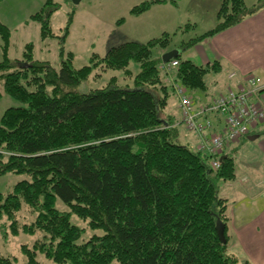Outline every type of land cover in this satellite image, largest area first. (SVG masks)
<instances>
[{"label":"trees","instance_id":"trees-1","mask_svg":"<svg viewBox=\"0 0 264 264\" xmlns=\"http://www.w3.org/2000/svg\"><path fill=\"white\" fill-rule=\"evenodd\" d=\"M165 2H145L132 13ZM262 9L264 0L251 7L245 0H221L217 26L182 46L174 58L179 65L170 73L163 71L162 57L154 56L155 50L169 48L167 33L146 43L127 42L103 57L94 54L82 68H75L71 57L58 70L36 61L32 45L20 68L18 60L0 62L5 92L24 105L2 117L0 176H30L12 192L0 193V222L6 218L15 235L44 233L32 248L22 247L24 264H42L39 253L59 264H239L216 230L220 221L229 239L228 200L218 184L236 178L235 159L207 155L182 142L180 101L168 78L188 90L196 107L205 105L194 96L206 93V77L219 72L220 64L197 66L182 60V53ZM33 18L42 23L44 39L53 36L49 19L41 13ZM0 35L7 43L10 31L2 23ZM131 62L140 67L135 88L77 91L96 69L131 75ZM170 94L178 101L180 122L176 112L165 111ZM225 156L214 171L211 160ZM58 199L69 211L57 208ZM24 206L36 213L31 224L18 219ZM73 215L104 234L83 241L84 230L73 223ZM0 264L18 262L0 254Z\"/></svg>","mask_w":264,"mask_h":264},{"label":"rangeland","instance_id":"rangeland-1","mask_svg":"<svg viewBox=\"0 0 264 264\" xmlns=\"http://www.w3.org/2000/svg\"><path fill=\"white\" fill-rule=\"evenodd\" d=\"M149 1L152 0H82L80 4L75 5L72 0H3L0 2V23L9 29L10 36L5 43L0 35V62H3L5 57L12 61L18 60L16 68H20L25 59L24 53L28 51L27 47L32 45V55L36 61L49 62L58 70L62 61L71 57L74 67L82 68L90 64L94 54L103 57L112 48L131 41L146 43L162 37L163 32H168L171 38L168 50L176 48L179 51L182 46L196 41L218 24L220 0H166L167 6L154 5L156 8L152 6L142 14L132 13L135 6ZM258 1L245 0V3L251 7ZM38 13L43 14L45 19H49L52 37L46 39L42 37V23L37 18H33ZM160 51L162 50H155L154 56L158 57ZM128 69L131 75L126 74L124 70L101 72L96 69L87 81L76 87L77 91L91 93L107 86L135 88V78L140 72V67L136 62H131ZM224 75V71L207 75L208 89L204 94L205 99L216 98L223 93ZM0 93L1 125L2 117L9 108L24 105L5 92L2 82H0ZM201 95L194 98L203 101L204 96L201 97ZM173 97L170 94L169 110L176 105V99ZM168 108H165L166 112ZM164 117L166 118V115ZM188 133L189 136L187 139L183 138L182 142L195 149L200 141L195 133L190 131ZM250 165L259 167L258 163ZM242 175L243 173L239 172L238 184L241 182ZM259 175H264V171L262 170ZM23 180H30V176L15 173L0 176V193L6 195L12 192L15 185ZM222 185L221 182L218 184L219 190L223 189ZM230 190L229 192H232L236 189ZM241 197L238 195L235 199L240 203L243 201ZM57 208L69 211L68 206L59 199ZM35 218L36 213L28 206H24L18 219L23 225L31 224ZM72 221L84 230L83 241L93 235L104 234L102 229H90L89 220L73 215ZM43 236L44 233L40 231L35 234L20 231L15 235L10 229L8 220L4 218L0 222V254L16 258L18 264H24L27 258L22 252V247L26 245L32 248ZM227 236L230 238L228 232ZM232 248L233 246H228L230 253ZM239 248L235 245L237 251H240ZM237 257L239 264L246 263L242 251ZM37 259L42 264H59L41 253L38 254Z\"/></svg>","mask_w":264,"mask_h":264},{"label":"crops","instance_id":"crops-1","mask_svg":"<svg viewBox=\"0 0 264 264\" xmlns=\"http://www.w3.org/2000/svg\"><path fill=\"white\" fill-rule=\"evenodd\" d=\"M155 5L164 7L168 3L166 1ZM168 49L160 51L159 55L162 57L170 52ZM174 50L176 48L171 51ZM181 59L191 61L197 66L219 63L218 71L225 73L223 93L229 87L236 86L246 75H254L264 89V9L236 26L198 41L182 53ZM232 73H236L235 79H230ZM259 97L258 102L264 109V92ZM211 99L204 97L197 104H206ZM177 104L176 100L175 107L168 109L167 113L173 115L176 112L180 122ZM178 127L182 131V137L187 139L189 133L186 128L183 125ZM257 134L258 139H249ZM194 142L196 145L195 139ZM225 153L235 159L236 166V178L227 183L221 181L223 189H220V195L228 200V246H233L231 253L236 256L242 251L249 264H264V175H259L264 171V122L247 138L229 145ZM256 163L259 167L250 165ZM239 172L243 173L240 184L237 183ZM232 188L236 189L233 193L229 192ZM238 195L243 198L240 203L235 199ZM235 245L240 247V251L235 249Z\"/></svg>","mask_w":264,"mask_h":264},{"label":"built area","instance_id":"built-area-1","mask_svg":"<svg viewBox=\"0 0 264 264\" xmlns=\"http://www.w3.org/2000/svg\"><path fill=\"white\" fill-rule=\"evenodd\" d=\"M178 65L179 60L174 59L164 63L162 69L170 73ZM235 78L236 73H232L230 79ZM168 83L179 98L183 125L187 131L197 135L200 141L197 151L201 153L220 157L227 144L240 141L264 122V109L258 102L263 87L254 75L244 76L236 86L198 107L184 86L175 84L170 77ZM218 118L220 120L216 121ZM215 121L219 125L216 126ZM209 165L214 171H219L221 160L214 158Z\"/></svg>","mask_w":264,"mask_h":264},{"label":"water","instance_id":"water-1","mask_svg":"<svg viewBox=\"0 0 264 264\" xmlns=\"http://www.w3.org/2000/svg\"><path fill=\"white\" fill-rule=\"evenodd\" d=\"M72 1H73V3L75 5H78V4L81 3L82 0H72ZM177 55H179V51H177V50L170 51V52L165 53L163 55L162 61H163V63L167 64L171 60H173ZM258 138H259V136L257 135V136H254V137H250L249 139L252 141V140H255V139H258ZM225 158H226V156L221 159V162ZM216 230H217V234H218V237H219L221 243L226 245L227 244V239L225 237V226L220 221H218V223L216 225Z\"/></svg>","mask_w":264,"mask_h":264}]
</instances>
